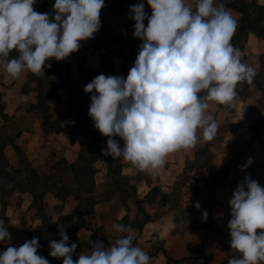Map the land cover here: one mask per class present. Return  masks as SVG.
<instances>
[{
	"label": "rangeland",
	"instance_id": "rangeland-1",
	"mask_svg": "<svg viewBox=\"0 0 264 264\" xmlns=\"http://www.w3.org/2000/svg\"><path fill=\"white\" fill-rule=\"evenodd\" d=\"M254 1L264 5V0ZM39 2L37 0L34 8ZM137 3H144L145 11L151 14L147 0H106L100 11L99 30L93 38L80 42L78 51L81 55L78 59L72 56L67 58L71 78L82 86L80 95L83 98L80 101L87 106L90 105L92 93L83 90L87 82L84 73L77 71V64L84 58L85 69L98 70L104 54L108 56V64L115 75L126 78L142 43L133 36L135 21L129 18L130 6ZM186 3L194 6L196 0H186ZM226 9L238 23L240 13ZM104 25L118 36L116 42L106 49H98L96 44L103 35L101 28ZM240 51L242 61L255 70V76L251 84L243 82L237 85V96L231 106L208 102V114L213 115L219 124L216 138L204 142L201 130L200 143L194 149L175 152L174 164L167 161L159 175L140 171L122 158H116L110 164L104 160L96 161V183L92 193L96 200L104 201L107 194L114 193L115 187L107 170L110 165L115 171L114 176L121 182H127L125 190L134 186L137 197L145 198L148 195L149 201L139 204L142 209L131 202V212L125 210L119 198L109 205V211L100 203L98 208L103 211L102 215H107L99 220H96L95 213L84 215L87 230L79 229L75 233L70 232L69 228L75 222L73 209L76 202L66 196L62 200L54 197V192L62 193L61 187L67 186L72 191L75 189L68 164L76 160L79 145L84 141L81 135L75 137L74 143L70 141L69 132L74 120L69 110V93L65 88H57L62 79L48 66L44 69V75L24 72L15 79L6 75L0 67V105L3 108L0 115L3 159L0 164L4 173L3 198L6 202L2 215L0 192V219L11 234L12 242V245L0 242V253L8 246L19 247L26 240L38 238L40 247L37 254L46 258L49 264H62L63 258L49 255L50 246H43V232L37 229L40 226L60 232L62 227L69 237L67 243L77 245L72 256L74 261L80 253H87L91 249L90 241H102L108 247L121 235H132L134 244L151 257V264H219L222 261V264H228V259L236 254L230 247L227 227L231 218L229 200L232 193L245 176L255 179L264 187V39L252 40V37H248ZM99 74L96 71L91 73V80ZM50 84L56 85L54 90L59 97L46 100L48 112L64 132L48 136L40 125L41 113L33 105L36 103L38 86L45 93L51 89ZM114 138L119 140L118 137ZM107 139L101 135L103 154L107 149ZM249 158L252 163L242 167ZM36 179L38 184L31 186ZM30 187L43 195L41 210L28 215L31 194L27 190ZM197 202L199 208L195 207ZM142 211L149 216V220L141 230L129 228L128 233L114 230V224L123 225L121 218L127 212L130 218L140 219L143 218ZM204 212L207 213L206 219H202ZM260 231L264 230L257 229L258 233ZM47 239L58 240V235H47ZM166 255L177 259L188 256L195 258L172 262L167 260Z\"/></svg>",
	"mask_w": 264,
	"mask_h": 264
},
{
	"label": "clouds",
	"instance_id": "clouds-1",
	"mask_svg": "<svg viewBox=\"0 0 264 264\" xmlns=\"http://www.w3.org/2000/svg\"><path fill=\"white\" fill-rule=\"evenodd\" d=\"M36 2L0 0V67L13 79L24 72L44 75L51 60L78 51L80 42L99 30L105 6V0H54L51 13H39ZM147 5L150 15L144 3L130 6L133 36L142 43L126 78L101 73L83 90L92 93L88 115L94 127L108 137L104 154L159 175L169 154L200 143L201 130L204 142L216 138L219 124L208 114V102L231 106L237 85L251 84L255 70L231 43L237 20L222 0H196L194 6L186 0H147ZM251 163L249 158L242 167ZM229 205L230 247L238 255L228 264H264V231L257 232L264 230V187L245 176ZM195 207H200L198 202ZM113 228L130 231L122 224ZM10 235L0 219V242H8ZM59 235V240L49 241V255L63 258L62 264H151L132 235H121L108 247L90 241L91 249L75 261L77 245L67 243L62 227ZM39 247L38 238L8 246L0 253V264H49L37 254Z\"/></svg>",
	"mask_w": 264,
	"mask_h": 264
},
{
	"label": "trees",
	"instance_id": "trees-1",
	"mask_svg": "<svg viewBox=\"0 0 264 264\" xmlns=\"http://www.w3.org/2000/svg\"><path fill=\"white\" fill-rule=\"evenodd\" d=\"M226 8L235 10L240 13L239 21L237 23V28L235 34L231 40V43L234 47L242 50L244 48V43H246L248 35L252 34L257 38L264 39V5H261L254 0L248 1H237V0H223L222 1ZM54 0H40V2L35 6L34 10L39 13H51L53 11L52 4ZM106 3V0H105ZM147 22V19L144 21V24ZM102 37L96 44L98 49H106L109 45H112L117 40V34L113 33L112 30L104 25L101 28ZM16 53L13 52L12 56H15ZM81 55L80 51H76L71 53L69 56L78 59ZM68 56V57H69ZM67 57V58H68ZM264 57V55L262 56ZM51 60L49 62V66L54 73H58L61 77V81L57 84V88H65L70 96V113L73 117V123L70 128L69 137L70 141L74 143L75 137L78 135L83 136L84 141L80 143V150L77 153L76 160L72 161L68 164L70 168L72 182L75 185V189L72 191L67 186L61 187L60 190L63 189L62 193L59 191L54 192V197L57 199H65L66 197H70L72 200L76 202L75 207L73 209V215L75 217V222L71 226V230L76 231L81 227L86 225V216H90L94 214V205L96 203L95 198L92 196V193L95 189L94 175L97 172V168L95 166L96 161L104 160L108 164L112 162L110 156H105L101 150V134L94 127V123L92 118L88 115V107L86 104L82 103L80 100L83 96L80 95L82 91V86L76 80L71 78L70 73V65L68 60ZM108 56H102L99 61V69L98 70H87L84 65V58L79 61L77 64V71L84 73V77L86 82H91V73H103L107 75H115L112 67L108 64ZM51 89H48V92L42 93V89L40 85L37 88V97L36 103L33 105V108L38 110L41 113L40 125L46 133V135H50L52 133L64 132L63 128L58 124L56 120L51 119V115L48 112V106L46 104V100L48 99H57L59 94L54 88L56 85L50 84ZM52 90V91H50ZM3 114V108L0 105V115ZM3 159L2 149L0 150V161ZM108 167V172L111 174L112 184L115 187L113 194H107V196L111 197L116 195L119 198L126 211H132L131 202H134L136 207L142 209L139 204L144 202H148V195L145 198H138L136 194V189L134 186H130V190H125L124 186L127 182H121L119 178L114 176L115 171L112 170L110 165ZM4 173L2 165L0 164V192H1V214L3 215L6 209V202L4 201V191H5V182L3 180ZM25 184V183H24ZM38 184L37 179L34 180L31 186H36ZM35 190V188H34ZM33 190L32 187L28 188V192L31 194V203L27 208V212L29 215L34 212L37 213L42 208V192L37 193ZM66 194V195H63ZM66 196V197H64ZM126 213L121 218V222L123 225L128 228H135L137 230H141L143 225L149 220V216L146 215L143 211V218H130L129 213ZM38 231H41V227L39 226ZM165 253V252H164ZM238 255V254H235ZM167 260L172 262H180L182 260H193L194 256L183 257L180 259L172 258L168 255ZM234 256V255H233ZM232 257V256H231ZM222 261L219 264H222Z\"/></svg>",
	"mask_w": 264,
	"mask_h": 264
},
{
	"label": "crops",
	"instance_id": "crops-1",
	"mask_svg": "<svg viewBox=\"0 0 264 264\" xmlns=\"http://www.w3.org/2000/svg\"><path fill=\"white\" fill-rule=\"evenodd\" d=\"M248 37H250V39H251V37H252V40L253 39H258L257 37H255L254 35H252V34H249L248 35ZM261 40H263V39H261ZM188 151V150H187ZM187 153V152H186ZM175 156V152L174 153H172V154H169L168 155V157H167V161H169L172 165L174 164V157ZM172 157V158H171ZM72 158V157H71ZM67 159H69V157H67ZM74 159V158H73ZM70 161V160H69ZM95 181V180H94ZM95 183H96V181H95ZM117 196L116 195H113V196H111V197H109V196H106L105 198H104V201H102L101 200V202L100 201H98V200H96V203H95V205H94V213L96 214V220H99L102 216H106L105 214H103L102 215V213H103V211H101L100 210V208H98L99 207V204L100 203H102V205H103V207L105 206V208H107L108 209V211H109V205H111V203H113V202H116L117 201ZM132 206V205H131ZM126 210V209H125ZM109 213V212H108ZM27 214H28V212H27ZM29 215V214H28ZM79 229H86L87 230V228H86V226H84V227H81V228H79ZM78 229V230H79ZM69 231L70 232H72V230H71V227L69 228ZM77 231V230H76ZM76 231H73L74 233L76 232ZM39 232H43L42 233V241H43V246H45L46 248H48L49 247V241H53V239L52 240H50V239H47V235H51V234H53V235H55L56 233H57V235H58V240L60 239V235H59V231H56V230H47V229H41V231H39ZM5 244H10V245H12V242H11V240H9L8 242L6 241L5 242Z\"/></svg>",
	"mask_w": 264,
	"mask_h": 264
}]
</instances>
